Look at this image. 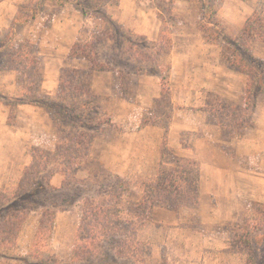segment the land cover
Listing matches in <instances>:
<instances>
[{
    "label": "rangeland",
    "instance_id": "rangeland-1",
    "mask_svg": "<svg viewBox=\"0 0 264 264\" xmlns=\"http://www.w3.org/2000/svg\"><path fill=\"white\" fill-rule=\"evenodd\" d=\"M7 1V10L16 15L20 5L30 4ZM212 7L220 28L201 21L199 0H106L102 12L107 20L94 12L84 17L74 6L61 8L49 1L45 13L17 27L12 46L14 50L21 44L30 46L25 51L32 62L15 63L20 60H12L11 50L1 55L4 67L17 70L0 73V204H5L1 193L14 189L34 151L58 157L50 171L54 188H62L66 172L71 190L67 192L81 191L77 202L57 209L51 245L41 256L46 262L71 263L84 201L92 199L101 209H113L114 225L107 238L116 240L114 253L120 263L248 264L252 253L245 247L247 231L261 219L264 204L240 200L237 179L222 186L211 183L213 178L203 171L196 210L157 208L151 223L132 220L144 189L160 169L179 160L202 170L208 149L196 153V143L204 139L224 149L234 140L236 147L253 119L242 110L247 75L232 67L233 57L240 53L231 43L240 44L248 18L264 14V0H212ZM115 24L138 44L119 33L100 41L96 59L106 71H93L89 60L72 56L79 39L88 45L105 29L115 33ZM10 28L0 31V41ZM252 53L264 61V43L253 42ZM117 54L121 60L114 62ZM138 55L141 62L134 60ZM21 58L25 61L26 55ZM139 67L145 72H137ZM152 70L157 73L149 74ZM77 71L84 72V86L72 78ZM64 80L68 97L61 94ZM80 102L94 103L88 112L93 119L89 128L56 109L60 103ZM80 135L90 144L88 149L76 150L71 159L58 153V145L72 147ZM117 178L127 183L128 192L117 190ZM205 190H216V199H206ZM42 215L43 211L30 214L17 238L0 231V263H5L3 257H12L9 264L39 262L32 249ZM134 241L144 245L143 253L131 250Z\"/></svg>",
    "mask_w": 264,
    "mask_h": 264
},
{
    "label": "trees",
    "instance_id": "trees-1",
    "mask_svg": "<svg viewBox=\"0 0 264 264\" xmlns=\"http://www.w3.org/2000/svg\"><path fill=\"white\" fill-rule=\"evenodd\" d=\"M2 1L5 0H0V2ZM49 1H55L61 8L74 6L82 12L84 17H88L92 14L91 12H94L97 14L98 18H103L104 20H107L108 18L106 14L102 12L103 4L106 0H29L30 4L20 5L18 7V12L13 25L7 33L5 40L0 41V73L17 70L16 67H11L9 65V67H7V65L4 67L5 65L2 64L1 55L8 50H11V52L14 51L11 53L14 57L12 60H17L19 57L18 60L20 61H15V63H18L19 65H27L32 62V56L26 54L25 51L30 46L21 44L16 50H14V47L12 46L17 35L16 29L18 26L31 23L37 19L38 16L45 13L46 4ZM199 1L203 8L201 21L208 24L211 28H220V25L214 22L215 11L212 7V0ZM114 27L117 28L115 33H110L109 30L105 29L103 32H100V36L99 34L94 36L92 42L88 45L84 44L86 46L81 45L83 41L79 39L72 49V56L89 60L93 71H106V67L96 59L98 55L96 50L102 41L119 33V35L125 37L129 43L133 45L138 44L131 39V37L124 35L121 30L122 28L118 25ZM220 33L222 39L226 40L223 28H221ZM163 39L167 40L168 37L164 36ZM239 40L240 44L238 41H232L231 43V45L235 47V51L240 53V56L235 55V57H233L234 61L231 65L232 67L239 69L241 73L247 75L245 105L242 110L244 111V115H249L252 118L256 108L257 99L264 93V61L256 58L252 53L253 42L261 41L264 43L263 13H254L246 20ZM167 42H169V40ZM125 53H127V51ZM25 55L26 59L25 61H22L21 56ZM118 58L117 54L113 57V61L118 62L121 60ZM134 60L141 62V55H138L137 57L135 56ZM107 62H111V59H108ZM34 64L39 67L37 60ZM256 68L257 71H255ZM136 71L145 72L142 67H139ZM169 71V67L164 71L166 72L165 77H163L164 84L166 83ZM82 73L84 72L77 71L76 75L72 78L81 86H84L85 76L84 74L82 75ZM156 73V70L149 72V74ZM77 75H82L80 76L81 79H78ZM65 83H67V80L62 82L61 94L64 97H68L69 88L65 89L63 87ZM80 89L78 90L79 96L83 93ZM91 108L94 109V103L92 102H80L76 105H73L72 103H60L57 104L56 107V109L59 110V114L65 116L72 122L82 125L84 128H89L90 123L93 121L92 117L88 116V112L91 110L93 111ZM253 126L254 121L252 119L250 125L246 126V129L252 128ZM72 142L73 141H71V143ZM84 147L88 149L90 144L88 145L86 138L80 135L76 137L72 147L58 145V149L60 150L58 153L62 156L69 154L71 159L76 150L78 153L79 150ZM165 150L167 149L165 148ZM31 156V163L26 167L22 177L15 184L14 189L12 191L9 190L7 193H1V196L5 200V204H0V231L3 234L7 233L8 235H12V237L16 236L17 238L24 228L26 220L30 214L43 211L39 230L36 234V241L34 242L32 249V255L34 254L40 259L37 264H123L118 261L116 253H114V250L117 248L116 240L113 238L108 239L109 235L107 234L109 228L112 229V226L114 225L115 219L112 215L113 209H101L102 206H97L92 199H85L84 201L86 206L79 222L71 263L54 262L53 259H51L52 262H46L42 259V254L47 253L48 248L51 245L58 214L57 209L61 205H68L71 202H77L80 198L81 191L74 192V194L71 195L67 192L71 190H67L66 185L68 180L66 172L62 173L65 178L61 189L54 188L51 185L52 174H50V171L53 168L54 162L58 161V157L55 153L34 151ZM86 156L87 155H85V157ZM74 181L76 182L77 179H74ZM199 184L200 169L194 164L182 163L179 160H176L171 167L160 169L156 180L146 186L142 198L135 207V217H133L132 220L135 219L136 222H142L143 224L144 222L151 223L153 211L157 208L174 211L181 209L196 210L199 207L200 202ZM114 186H116L119 192H128L127 183L121 179L117 178ZM114 196L115 195H113V197ZM117 213L120 214L121 210H118ZM247 238L248 239L245 240V247H247L246 250H248V252L252 253L250 259H248V264L249 261L250 264H264V253L261 257L258 255L261 250H264V213H262V217L259 221L254 222L253 225L248 228ZM130 248L131 250H135L136 253H139L138 251L143 253L144 251V245L142 246L141 243L135 241L132 242ZM127 258L128 257H126V259ZM3 259L6 264H9L12 257H3L2 260Z\"/></svg>",
    "mask_w": 264,
    "mask_h": 264
},
{
    "label": "crops",
    "instance_id": "crops-1",
    "mask_svg": "<svg viewBox=\"0 0 264 264\" xmlns=\"http://www.w3.org/2000/svg\"><path fill=\"white\" fill-rule=\"evenodd\" d=\"M6 3H9V1L0 2V31H3L4 27L12 26L16 18V11L13 9L8 11ZM213 90H217V88ZM263 96L264 93L259 96L260 98L256 102V108L252 117L254 126L246 129V134L240 137V140L236 143V147L233 143L234 140L231 143H227L226 148L221 149L213 142L204 139L203 141H198L195 147L196 153H199L202 147L208 149V154L204 157L206 162L202 164L200 175L204 171L206 177L209 178L211 176L213 178L209 180L211 183H220L222 186L232 184L237 179L240 182V200H244L249 204H264ZM12 160L16 162L15 159L12 158ZM200 178H202V175ZM205 192V198L209 200H212L213 197L216 199L218 195L216 190H205Z\"/></svg>",
    "mask_w": 264,
    "mask_h": 264
}]
</instances>
